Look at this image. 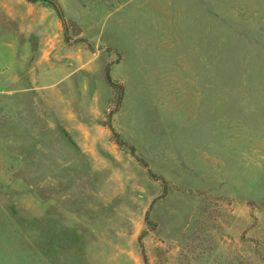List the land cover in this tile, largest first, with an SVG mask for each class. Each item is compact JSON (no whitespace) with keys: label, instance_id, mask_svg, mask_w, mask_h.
<instances>
[{"label":"rangeland","instance_id":"obj_1","mask_svg":"<svg viewBox=\"0 0 264 264\" xmlns=\"http://www.w3.org/2000/svg\"><path fill=\"white\" fill-rule=\"evenodd\" d=\"M0 264H264V0H0Z\"/></svg>","mask_w":264,"mask_h":264}]
</instances>
